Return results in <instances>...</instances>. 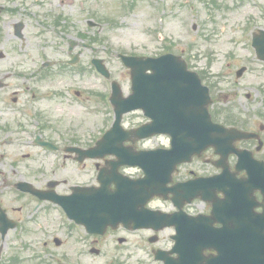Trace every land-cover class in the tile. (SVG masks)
Here are the masks:
<instances>
[{
    "label": "flooded vegetation",
    "instance_id": "af4514ba",
    "mask_svg": "<svg viewBox=\"0 0 264 264\" xmlns=\"http://www.w3.org/2000/svg\"><path fill=\"white\" fill-rule=\"evenodd\" d=\"M213 7V5H211ZM233 12L238 13L243 20H231L228 33H244L247 26L255 25L260 20L258 15L260 8H249L245 11V6H231ZM248 16L245 21V15ZM212 17V15H211ZM257 28L250 31V38L241 37L238 41H230L231 47L226 52L227 58L235 60L237 53L243 51L248 46L251 48V36ZM215 50L211 49V56H216ZM227 64L226 69H209L207 77V87L212 99L209 107L210 115L214 122L233 126L245 131H254L255 124L264 121V104L259 101V105L253 108L254 117H245L244 113L249 112L250 107H239L229 102L232 94L237 96V90H225L228 83H240L241 79L236 78V65L232 67ZM252 72H255L252 70ZM3 85L1 90L7 92L0 93V213L5 215L14 223L13 228H0V264H6L11 258L22 260L21 264H52L53 256L48 257V253L54 251L61 252L58 264H101L99 259L106 235L90 236L83 228L64 218L63 214L49 201L39 200L37 195L30 191H42V195H48L56 191L58 194L67 195L71 193V188L75 185H85L81 180L85 177L86 166L79 161L76 154L63 153L65 147H74L85 150L91 147L92 136L86 135L84 124L78 119L79 111H71L69 116L59 115L56 121H49L52 110L47 108H26L21 104L24 90L21 86ZM264 86L261 91L264 92ZM76 96H80V91H74ZM250 97L249 94H247ZM6 97L11 98L6 100ZM44 100V98H42ZM262 108V109H261ZM256 109V110H255ZM244 111V112H243ZM234 113V114H232ZM74 115V116H73ZM243 115V116H242ZM243 124V125H242ZM28 129L36 132L31 134ZM264 130H261L259 141L249 143L247 146L253 157L264 163ZM40 136L43 140L53 142L59 146L60 152L46 151L43 148L33 146L32 140ZM238 148H243L244 143H237ZM206 162L211 163L212 170L207 175L214 173L213 163L217 155L213 149L206 152ZM81 162V163H80ZM235 163L234 156H229L228 167L233 170ZM66 164V165H65ZM244 176L240 173L238 177ZM65 179L60 180L61 178ZM184 179V178H181ZM57 180V181H55ZM255 203L259 204L255 208L256 213L262 212V193H256ZM264 204V203H263ZM212 205L206 204L202 215L212 217ZM215 221V220H214ZM212 223L215 230L224 227L220 221ZM210 222L205 221L202 226L209 227ZM240 223H226V237L222 239V246L227 248L224 255L226 263L240 264L242 255L237 253L240 246L230 245V232H233ZM59 242L55 243L54 238ZM112 251L115 252V262L112 264H146L130 261L125 250L137 247L143 252L142 246L120 244L116 239ZM63 247V249L61 248ZM99 250L98 255H91V249ZM125 249V250H123ZM204 255L214 257L216 252L213 249L204 251ZM261 257V254L258 256ZM19 261V260H18ZM57 264V263H54Z\"/></svg>",
    "mask_w": 264,
    "mask_h": 264
},
{
    "label": "rangeland",
    "instance_id": "374dc122",
    "mask_svg": "<svg viewBox=\"0 0 264 264\" xmlns=\"http://www.w3.org/2000/svg\"><path fill=\"white\" fill-rule=\"evenodd\" d=\"M60 0H42L40 6H37V14H42L46 9H53L58 12L63 11V15L69 16L71 25L76 23V13L78 8L81 6L83 0H74L71 3L69 1L65 2L63 6H59L58 2ZM101 4L91 1L86 2L84 6L88 11L95 12L100 15V17H105L104 31L107 29L106 20L113 19L115 17L114 4L117 3L116 0H100ZM113 1V2H112ZM142 11L147 14L148 19L133 18V20L125 19L122 22L125 25L122 29L113 30L109 29L106 31L105 38L109 40L114 46H121L127 49H136L140 52L146 53H155L157 54L159 50L164 49L165 44L163 41L158 40V13L160 0H143ZM262 6H264V0H260ZM207 0H161V37L162 39L168 38L171 40L181 41V46L173 49L176 53L182 51L185 53L187 59L191 55H198L197 59L192 60L191 64L194 67H197L200 62L205 63L208 60L205 58H200L203 52L206 51L208 47H215L216 49H222V52L219 53L223 60L218 59V62L213 67L214 69L226 68V64L229 61L224 55L229 47V37H235L227 35L222 32V29L226 28L228 21L222 15L221 12H213L214 20L213 23L210 20V15L207 12L206 7ZM0 4H5L8 6L16 5V12L20 11L18 16H11L9 12H6L4 9H1L0 19H3V29H0V52L3 53L4 59L0 60V71L8 68L13 72L21 71L24 74L32 67V58L36 56V51L32 45V36H31V25L27 13L29 12L30 6H25L31 4V0H0ZM164 4V5H163ZM27 13H26V12ZM241 15L234 14L232 17L234 19L239 18ZM120 18V17H119ZM118 18V19H119ZM14 20H21L24 22V38L22 41L15 39L12 36V26ZM129 23V25L127 24ZM77 26H84L82 23H76ZM197 26L193 29V26ZM261 28H264V22H261ZM217 29L216 36L211 42H207L210 38L212 31ZM132 33L139 34L137 36ZM146 37V38H145ZM169 47V44L166 45ZM23 54H27L28 57H25ZM115 54V53H114ZM241 55L239 58L240 64H246L250 69H264L256 60H248L246 54L243 51H239ZM107 61V68L110 70L112 77L115 78L125 89L128 85V80L126 76V71L120 64L118 60L112 59V57H105ZM247 59V60H246ZM12 65V66H11ZM9 66V67H8ZM11 66V67H10ZM0 81L5 84H21L28 83L27 77H17L13 73L12 77L1 76ZM264 82V74L259 75L256 72L246 73L239 84L242 89L245 90V86L249 87H258V89L251 90V94L257 95L259 91V86ZM96 84L104 85L103 82H100L95 76L85 77V85ZM262 98V97H261ZM239 102L244 103L245 100L243 95L237 99ZM260 100V99H259ZM164 143V140L161 138H155L150 140L147 145L149 147H157V145ZM170 243H167V246Z\"/></svg>",
    "mask_w": 264,
    "mask_h": 264
},
{
    "label": "water",
    "instance_id": "95a60500",
    "mask_svg": "<svg viewBox=\"0 0 264 264\" xmlns=\"http://www.w3.org/2000/svg\"><path fill=\"white\" fill-rule=\"evenodd\" d=\"M146 69H151L153 70L154 74L153 76L149 79L151 80L154 86V89L156 92H159L165 87V84H169L172 82L173 87H177L179 90L181 85L182 87H189L192 89L194 92L196 98L199 100V105L200 107H205V100L203 97L202 90L199 85L198 79L194 75H190L185 72V66L182 62L177 61V59H173L171 57H168L166 59H161V61H152L149 64L145 66ZM165 79L167 81H165ZM146 82L144 85H146ZM161 86V89L159 90ZM182 92L183 90L181 88ZM154 120V119H153ZM155 120L153 123L146 128V130H150L152 132H158L155 127ZM172 147L173 150L169 154L168 161L164 165V169L166 170L167 173H169L172 165L174 163L180 162V161H185L187 157V154H191L193 151H189L192 149L191 144H187L183 142L179 137L172 135ZM154 170L161 172V163H155ZM158 218L159 222H162L166 225H171L173 223V220H169L166 218L161 217H153V219L156 220ZM246 239H247V245H254L255 244V233L246 231L245 232ZM166 264H175L173 261H166Z\"/></svg>",
    "mask_w": 264,
    "mask_h": 264
}]
</instances>
